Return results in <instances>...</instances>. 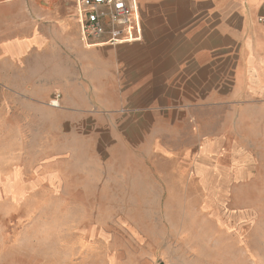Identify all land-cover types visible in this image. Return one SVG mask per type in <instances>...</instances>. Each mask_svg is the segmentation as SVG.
Returning <instances> with one entry per match:
<instances>
[{
  "label": "crops",
  "instance_id": "crops-1",
  "mask_svg": "<svg viewBox=\"0 0 264 264\" xmlns=\"http://www.w3.org/2000/svg\"><path fill=\"white\" fill-rule=\"evenodd\" d=\"M75 1L0 0V144L41 153L49 177L163 160L228 192L235 141L264 127V0H135L142 38L112 46L81 37Z\"/></svg>",
  "mask_w": 264,
  "mask_h": 264
},
{
  "label": "rangeland",
  "instance_id": "rangeland-1",
  "mask_svg": "<svg viewBox=\"0 0 264 264\" xmlns=\"http://www.w3.org/2000/svg\"><path fill=\"white\" fill-rule=\"evenodd\" d=\"M261 135L264 127H257L252 140L235 141L242 176L228 192L210 195L183 167L163 160L131 170L117 161L103 178L89 163H78L76 172L64 160L49 177L41 153L4 142L0 264H264ZM59 170L62 185L54 182Z\"/></svg>",
  "mask_w": 264,
  "mask_h": 264
},
{
  "label": "built area",
  "instance_id": "built-area-1",
  "mask_svg": "<svg viewBox=\"0 0 264 264\" xmlns=\"http://www.w3.org/2000/svg\"><path fill=\"white\" fill-rule=\"evenodd\" d=\"M81 37L91 41L108 37L107 44L120 45L141 40V21L135 0H76ZM258 22L264 25V4ZM58 96L52 100L58 106Z\"/></svg>",
  "mask_w": 264,
  "mask_h": 264
}]
</instances>
